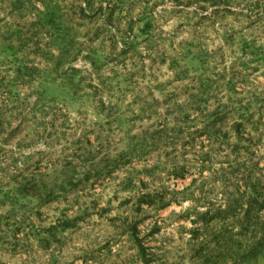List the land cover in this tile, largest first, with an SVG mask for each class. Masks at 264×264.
Returning <instances> with one entry per match:
<instances>
[{"label": "rangeland", "instance_id": "obj_1", "mask_svg": "<svg viewBox=\"0 0 264 264\" xmlns=\"http://www.w3.org/2000/svg\"><path fill=\"white\" fill-rule=\"evenodd\" d=\"M0 264H264V0H0Z\"/></svg>", "mask_w": 264, "mask_h": 264}]
</instances>
